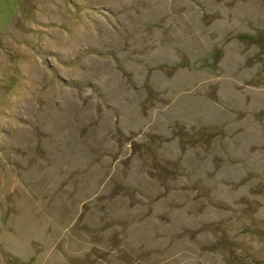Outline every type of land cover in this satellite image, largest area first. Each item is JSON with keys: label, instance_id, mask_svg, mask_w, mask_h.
<instances>
[{"label": "rangeland", "instance_id": "1", "mask_svg": "<svg viewBox=\"0 0 264 264\" xmlns=\"http://www.w3.org/2000/svg\"><path fill=\"white\" fill-rule=\"evenodd\" d=\"M0 264H264V0H0Z\"/></svg>", "mask_w": 264, "mask_h": 264}]
</instances>
